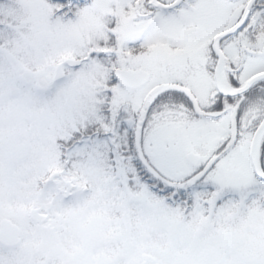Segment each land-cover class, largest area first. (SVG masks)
<instances>
[{
    "label": "snow or ice",
    "instance_id": "snow-or-ice-1",
    "mask_svg": "<svg viewBox=\"0 0 264 264\" xmlns=\"http://www.w3.org/2000/svg\"><path fill=\"white\" fill-rule=\"evenodd\" d=\"M0 264H264V0H0Z\"/></svg>",
    "mask_w": 264,
    "mask_h": 264
}]
</instances>
